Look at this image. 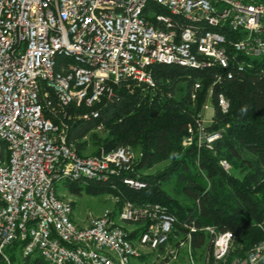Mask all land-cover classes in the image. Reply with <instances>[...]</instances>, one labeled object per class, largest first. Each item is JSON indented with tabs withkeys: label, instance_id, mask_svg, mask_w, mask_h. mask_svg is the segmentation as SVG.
Wrapping results in <instances>:
<instances>
[{
	"label": "built area",
	"instance_id": "1",
	"mask_svg": "<svg viewBox=\"0 0 264 264\" xmlns=\"http://www.w3.org/2000/svg\"><path fill=\"white\" fill-rule=\"evenodd\" d=\"M174 1L184 16L203 14L207 21L227 22L242 30L243 41H235L224 35H193L190 29H180L167 21V14L155 13L150 7L132 9L131 0H12V5H3L0 0V139L13 142L12 166H3L0 156V193L9 195L7 209H0V243L12 240L11 220L16 218L15 200L19 188L28 189L24 223H32L33 243L27 256L38 252L45 254L57 264H123L124 238L128 232L112 230L111 208H105L95 217H90L91 233L76 232L77 223H72L68 203H62L51 194H43L42 184L53 176L65 172L92 171L103 174L107 168L119 172L130 168L132 152L128 145L107 150V156L115 157V164H106L94 157L77 159L69 151L64 129L71 117L70 108L77 107V99L83 88H91V96L107 94V99L116 97L115 86L124 84L156 90L159 87L152 71L144 67L143 58L162 59L164 64L171 59H187L189 48H182L171 37L153 34L149 15L166 27L181 31L193 43H201L204 62L219 64L213 73L198 111L186 124L187 135L183 144L189 147L213 149L214 142L222 137L213 127L217 122L215 110L210 107L215 86L223 78H233L236 73L251 66V60L264 49V0H163ZM52 28L51 38H43V30ZM66 32H73V41H66ZM216 37H223V44H216ZM69 46V53L85 57H105L99 71H86V67L61 63L68 71H77L81 89L68 90L64 76L52 75L47 65L50 49ZM189 77V75H188ZM200 79L192 82L189 97L196 104L202 91ZM168 96L174 93L167 92ZM221 113L229 109L228 98L219 91L216 95ZM85 112L78 117H90ZM103 132L104 125L93 129ZM88 135L86 134V140ZM103 148V147H100ZM117 158H124V165H117ZM222 167L228 163L220 161ZM131 182L136 189L145 186L139 180ZM112 204L124 203V219L140 222V228H149L147 245L155 246L162 254L155 264H163L172 258L177 247L186 248L190 233L178 235L175 223H169L170 214H159L156 202L133 204L116 192L107 196ZM36 214H49L54 231L65 237V244L52 243L50 233L43 224L36 222ZM190 230H194L191 228ZM210 236L212 251L226 253L232 234L217 232L211 226L203 227ZM191 253L192 251H188ZM264 256V242L253 246L247 260L254 263ZM233 264H240L234 262Z\"/></svg>",
	"mask_w": 264,
	"mask_h": 264
},
{
	"label": "trees",
	"instance_id": "2",
	"mask_svg": "<svg viewBox=\"0 0 264 264\" xmlns=\"http://www.w3.org/2000/svg\"><path fill=\"white\" fill-rule=\"evenodd\" d=\"M149 68L159 84L158 89L127 88L119 84L115 86L113 99L103 97L93 108L83 105L70 108L71 117L66 120L67 140L75 144L80 155L88 141L96 147L94 153H98L100 147L110 150L123 145L139 146L142 153L139 161L120 176L139 180L145 186L133 189L123 184L120 177L111 181L135 204L158 202L167 206L176 218L175 232L178 235L190 233L193 251L207 245V249H212L210 236L203 227L211 226L221 233L230 231L229 253L223 263L229 264L252 243L249 238H260L264 229V56L252 59L250 67L233 78H223L215 86L212 104L217 122L213 126H228L222 137L214 142L212 150L188 147L182 152L180 138L197 105L204 99L214 70L196 71L166 64H154ZM196 79L202 81L203 88L198 103L193 105L189 90ZM180 81L187 83L184 96L180 99L168 96L167 92L174 93ZM219 91L229 100L227 113H221L217 106ZM90 111H94L90 117H78ZM98 124L104 125V136L93 131ZM86 134L87 140L84 139ZM169 157L171 164L157 175L138 174V169ZM219 158L238 166L243 176L227 173L219 164ZM171 174L178 184L175 191L185 196L190 206L169 202L161 189L162 180ZM110 183L90 182L87 186L97 184L93 186L95 190L116 192ZM70 189L76 191V187ZM137 231H133L131 237ZM23 244V241H15L6 250L21 253ZM25 257L30 264H49L38 252ZM3 259L0 255V261ZM257 264H264V257Z\"/></svg>",
	"mask_w": 264,
	"mask_h": 264
},
{
	"label": "bare ground",
	"instance_id": "3",
	"mask_svg": "<svg viewBox=\"0 0 264 264\" xmlns=\"http://www.w3.org/2000/svg\"><path fill=\"white\" fill-rule=\"evenodd\" d=\"M145 4L146 7L154 9L155 13L167 14V21H169L170 24H174L177 26V28L180 29H190V31L193 32V35L220 34L224 35V37H230V39H233L235 41H243L242 30L238 29V27H235L234 25H228L227 22L207 21V17H205V15L203 14L189 15V17L184 16L180 13V6L176 5L174 1L131 0L132 9H140V6H144ZM3 5H12V0H3ZM149 23L150 29L153 31V34L160 35L161 37H171L172 43L181 46L182 48H189L190 58L196 59L197 61L195 63H189L187 62V59H171L166 62V65L181 66L196 71H204L210 68L214 70V73L219 71V64L204 62V54L201 51V43H193L192 45V38L184 37L181 31L175 30L173 27H166L165 24H161L158 19H156V15H149ZM51 36L52 28H45V30H43V38H51ZM66 41H73V32H66ZM216 44H223V37H216ZM62 56L64 62L69 63V65L86 67V71H99L100 67H103V65L105 64V57L92 58L85 57V55L82 54L69 53V46H61L50 49V54L47 55V65H49V71L50 73H52V75L55 76L67 75L66 87L68 90L81 89V82L77 81V71H68V68L63 66L60 61ZM263 56L264 49H262L261 52L257 53V55H255V58L260 59ZM154 64H164V61H162V59L143 58V65L144 67H148V71H151L149 68L150 65ZM103 97L107 99V94L91 96V88H83L81 93H79V97L77 99V107L83 105L87 108H93V106L99 103ZM216 101L218 106V100ZM210 107L214 108L212 100H210ZM99 125L101 124H98L96 127H99ZM67 135L68 130L67 127H65V143L69 151L73 152L74 157H77V159H86L94 157L96 155V153L80 155L75 147V144L72 142H68ZM4 151H6V153H14L13 142L5 143V139H0V156H4ZM98 156L99 160H105L106 164H115V157L107 156V150H105L104 148L99 149ZM12 163L13 156L3 157V166H12ZM117 165H124V158H117ZM121 174L122 173L119 172L117 168H107V170H104L102 175L92 171H83L77 174L72 172H65L61 175L53 176V178L49 181H45L44 184H42V191L43 194L52 193L53 198H58V196L56 195L54 184L59 181L83 182L86 185L90 182L107 184L111 182V189L116 191V187L118 186L111 181L114 177H120L123 184H128L129 187L134 189L135 186H133L131 182H128V178L120 176ZM118 194H120L121 197L125 198L119 188ZM26 198H28V189L19 188L18 200H15L16 218H14V220H11L10 223V233L13 234V236L12 240H8V246L7 243H0V255L2 256H6L5 249L12 245V243H14L15 241L24 242L21 248V254L23 256H27L26 252L27 250H29L31 244L33 243L32 223H24L22 225V221H25L26 216V205L23 204V201H26ZM58 200L62 203H68L70 219H72V223H76L72 218L73 210L70 205L71 202H67L63 198H58ZM8 203L9 195H3L0 193V209H7ZM156 205H159V214L168 213L171 215L169 216V223L176 222V218L173 214L169 213L167 206L158 202H156ZM122 211H124V203H114L113 207L111 208V220H113L112 230H116L117 232H126L118 222H130L124 219ZM36 222H41V224H43L44 226V229H46V233H50V239L52 243L65 244V237H59V232L54 231L53 219L49 218V214H36ZM76 232L91 233V223L88 222V225L82 227L77 224ZM147 236H149V228H142V234L139 237V241L141 244L147 245V241H145L147 240ZM132 244L133 242L131 237L124 238L125 248H130L132 252L123 253V264H130L131 257H137L138 255H140L132 247ZM147 246L155 248V246ZM183 248L184 247H177V249L173 252L172 258H175L179 250ZM186 248L187 250L191 251L192 248L190 242H186ZM214 252L215 256H217L218 258L225 254H219V251ZM40 255L49 264H57L56 261L49 259L45 254ZM165 262L167 261H164L163 264Z\"/></svg>",
	"mask_w": 264,
	"mask_h": 264
},
{
	"label": "rangeland",
	"instance_id": "4",
	"mask_svg": "<svg viewBox=\"0 0 264 264\" xmlns=\"http://www.w3.org/2000/svg\"><path fill=\"white\" fill-rule=\"evenodd\" d=\"M186 81H180L176 86L174 90V97L176 99H180L182 96H184L186 92ZM200 96V95H199ZM199 99V98H198ZM204 99L202 100V102ZM202 102L197 105V110H199ZM198 101L196 102V104ZM195 104V105H196ZM195 111V112H196ZM193 112V114L195 113ZM192 118V117H191ZM190 122V121H189ZM228 125L226 124L225 127H216L215 129L220 130L221 134L225 132V129ZM214 127V126H213ZM99 135L104 136L106 134L105 131L98 132ZM187 135H190L187 129H185V132L182 134L180 138V148L181 151L184 152L189 146H186L183 144V141ZM89 138V136H88ZM86 139V136L84 137ZM131 152H132V159H131V165L130 168L133 167L140 159L142 153L140 150V147L137 145H128ZM96 147L92 145L88 141L83 154H93ZM225 158H219V164L221 165L220 161ZM172 162V158H166L164 160L157 161L156 163L152 164L150 167L144 168V169H138V174L144 175V176H155L163 169L167 168ZM228 165L226 167H222L227 173H231L232 175L236 177H242L243 173L241 172V169L238 166H233L230 164L229 161L226 160ZM222 166V165H221ZM56 189V195L58 198H63L65 201L71 202V208L74 211V215L72 214V218H75L77 220V224L79 222V226L82 227V225L86 224L88 225V221L90 217H95L100 215L105 208H112L113 204L112 201L107 197L108 192L112 194L111 191H98L95 190L93 186H97V184L87 186L83 182H56L54 184ZM76 187V191H72L70 188ZM178 187V184L175 181V175L171 174L167 177L166 180H162L161 189L166 194L169 202H176L177 204L181 206H190V201L183 196L182 194H179L175 191V189ZM119 225L125 230L126 232L131 233L135 230H138L135 235H132V247L136 250V252L140 255L137 257H131L130 258V264H155L158 255H161L162 252L158 248H153L144 244H141L139 241V237L142 234V228H140L141 223L136 222H118ZM133 234V233H132ZM252 240V243H248L245 247V249L239 253L238 255L234 256L229 264H233L234 262H238L240 264H249V261L247 260L249 256L250 250L253 248V246L259 242H264V229L262 228V235L260 238L255 239L254 237L249 238ZM210 240V239H209ZM207 246H204L196 251H193L191 249V253H189L187 248L180 249L177 256L175 258H169L167 262L164 264H223L226 259L227 255L229 253V248L227 249L226 253L222 255L221 257L215 256V252L209 249H207ZM5 255L3 256V261H0V264H30L29 259H27L25 256H23L21 253L14 252L10 250L8 253L5 249ZM2 256V255H1ZM264 256H262L263 258ZM261 258V259H262ZM261 259L254 262L253 264H257Z\"/></svg>",
	"mask_w": 264,
	"mask_h": 264
},
{
	"label": "crops",
	"instance_id": "5",
	"mask_svg": "<svg viewBox=\"0 0 264 264\" xmlns=\"http://www.w3.org/2000/svg\"><path fill=\"white\" fill-rule=\"evenodd\" d=\"M73 215H74V211H73ZM74 219V221L77 223V220L75 219V218H73ZM78 224H79V222H78ZM80 225V224H79ZM87 225V224H86ZM82 226H85V225H82Z\"/></svg>",
	"mask_w": 264,
	"mask_h": 264
}]
</instances>
